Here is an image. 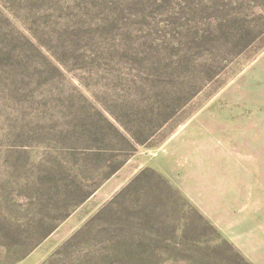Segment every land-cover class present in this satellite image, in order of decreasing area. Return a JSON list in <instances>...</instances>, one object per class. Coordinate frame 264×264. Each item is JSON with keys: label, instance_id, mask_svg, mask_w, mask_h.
Listing matches in <instances>:
<instances>
[{"label": "rangeland", "instance_id": "1", "mask_svg": "<svg viewBox=\"0 0 264 264\" xmlns=\"http://www.w3.org/2000/svg\"><path fill=\"white\" fill-rule=\"evenodd\" d=\"M176 101L152 144L72 207L69 191L93 187L84 154L130 151L126 127L152 131ZM251 168L264 178V0H0V264H243L216 198ZM145 169L217 233L162 208L151 173L140 208L136 186L109 207Z\"/></svg>", "mask_w": 264, "mask_h": 264}, {"label": "trees", "instance_id": "2", "mask_svg": "<svg viewBox=\"0 0 264 264\" xmlns=\"http://www.w3.org/2000/svg\"><path fill=\"white\" fill-rule=\"evenodd\" d=\"M241 45V44H240ZM243 46V44L241 45ZM245 46V45H244ZM184 100V101H183ZM187 100L182 99V102H186ZM181 101H176L173 104V107L167 111V107L165 108H160L158 112L155 113L156 116V121L152 122L153 129L150 132H147L144 128L147 125V122H145L147 119L144 118L141 121V125L139 127L137 126L136 129H129L126 127V130L128 132V138H125L126 143L130 149V151H121L120 153H117V155H111L110 157L107 155H103L100 153L97 154H84L85 159H84V165H86L88 172H89V177L86 178V180L89 183L93 184V187L90 190H87L83 187V183L80 182L78 184V187L76 190H71L69 193L72 194L74 198V202L72 203V207H76L87 201L99 188L100 183L97 182V180L103 181L105 179L111 178L113 175H115L117 172H119L123 166L126 164L128 160V155L130 152L134 151L137 146H148L152 144L154 138L156 135L159 133L161 128L169 122L173 118V116L177 113L178 108L182 107L183 103ZM122 157V158H121ZM151 173L154 178H157V180L162 183L165 187V192L167 195L172 198L169 199L168 202H166L163 205H160L162 208H166L168 205L173 204L176 205L178 203L182 204V209L184 210L183 215H186V208H188L190 211H192L193 214H195L198 218V225L201 227L206 228L207 230H210L214 233H217L215 229L204 219V217L193 207L191 206L185 198L182 196L180 192L175 190L169 182L162 177L159 173L155 172L154 170H148L145 169L143 170L126 188L121 190L119 194L116 196V198L111 202L109 207L113 205L114 202L120 200V197L125 196L128 193H131L133 189H136V199L134 200L135 202H138V204L132 206L133 208H140L141 204L139 201L143 199V194L141 193V190L138 189L136 185L145 182V179H148L147 174ZM77 184V183H76ZM136 186V187H134ZM134 187V188H133ZM150 190H152L150 188ZM78 194V195H77ZM165 193L162 192L159 194L160 196L164 195ZM133 211H136V209H133ZM142 213H147L148 212V206L143 207L141 210ZM150 213H148L149 215ZM101 215V214H100ZM98 215L97 218L100 217ZM68 214L62 216L59 221H62L65 219ZM185 217V216H184ZM96 218V219H97ZM96 219H92L88 225L92 224L95 222ZM39 224H42L44 221L41 219H38L37 221ZM57 228V225L52 226V228L46 232L43 236H39L38 239L32 240L33 246H38L39 242H41L44 238L48 237L55 229ZM76 239V235H74ZM205 238L208 236L203 235ZM219 238V236H217ZM186 238V237H185ZM27 239H20L14 242L13 247H20L21 245L25 244ZM202 240V235H197V236H190L188 241H191L192 244H198ZM206 240V243L210 245L211 241ZM70 243V242H69ZM223 245L227 250L231 252L232 255H234L241 263L243 264H251L249 261H247L243 255L234 247V245L230 244L228 241H223ZM7 246V245H6ZM32 246V247H33ZM210 247V246H208ZM220 247L216 248L219 249Z\"/></svg>", "mask_w": 264, "mask_h": 264}, {"label": "crops", "instance_id": "3", "mask_svg": "<svg viewBox=\"0 0 264 264\" xmlns=\"http://www.w3.org/2000/svg\"><path fill=\"white\" fill-rule=\"evenodd\" d=\"M232 184L231 193L216 198V227L251 264H264V178ZM263 176H264V169Z\"/></svg>", "mask_w": 264, "mask_h": 264}]
</instances>
